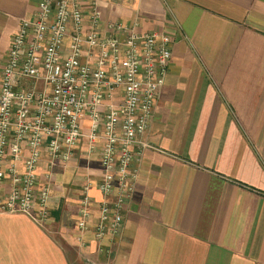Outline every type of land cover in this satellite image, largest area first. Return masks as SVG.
I'll return each mask as SVG.
<instances>
[{"label":"crops","instance_id":"crops-1","mask_svg":"<svg viewBox=\"0 0 264 264\" xmlns=\"http://www.w3.org/2000/svg\"><path fill=\"white\" fill-rule=\"evenodd\" d=\"M39 2L0 0V82L12 37ZM94 3L101 37H122L112 23H136L172 38L164 85L133 146L122 228L94 235L101 142L92 149L84 137L65 163L45 151L38 163L44 221L0 212V264H264V0H81L87 15ZM16 89L47 87L21 78Z\"/></svg>","mask_w":264,"mask_h":264},{"label":"built area","instance_id":"built-area-1","mask_svg":"<svg viewBox=\"0 0 264 264\" xmlns=\"http://www.w3.org/2000/svg\"><path fill=\"white\" fill-rule=\"evenodd\" d=\"M100 23L95 3L87 15L81 0H40L36 14L20 21L0 82V212L44 221L49 189L36 185L38 163L44 151L65 163L85 137L92 149L101 142L104 197L94 235L102 239L122 228L137 177L133 146L151 121L172 38L160 28L139 32L136 23H112L122 37H101ZM21 78L41 79L47 90H17ZM89 202L85 193L81 228Z\"/></svg>","mask_w":264,"mask_h":264}]
</instances>
